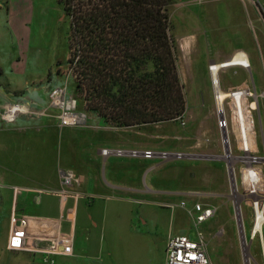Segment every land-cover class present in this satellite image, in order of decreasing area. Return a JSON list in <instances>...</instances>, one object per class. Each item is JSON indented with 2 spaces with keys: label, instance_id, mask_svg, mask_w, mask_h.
<instances>
[{
  "label": "crops",
  "instance_id": "crops-1",
  "mask_svg": "<svg viewBox=\"0 0 264 264\" xmlns=\"http://www.w3.org/2000/svg\"><path fill=\"white\" fill-rule=\"evenodd\" d=\"M173 1V9L176 1H180L179 7L184 11L182 24L188 30L180 38L179 47L188 57L190 66L194 65L190 53L192 56L201 54L209 60V70L212 63L227 62L243 52L251 70L230 69H236V74L250 75L253 80L252 63L258 65L260 59L264 74V50H260L258 59L250 35L244 38L239 34L235 40L226 39L223 36L226 28L221 20L223 15L235 18L240 14V23L246 28L248 19L243 5L246 2L263 17L256 0H229L235 4L225 7L223 14L213 6L199 10L206 2L214 4L223 0ZM235 7L239 8V13L233 11ZM55 17L58 22L67 18L58 0H0V38L7 35L13 50L12 59L6 63L0 60V264H50L44 261V253L40 251L10 249L14 217L28 220L27 231L31 238L45 240L34 241L40 249L47 247L49 239L71 238L72 253L54 255L55 264H167L169 239L184 236L196 242L198 238L192 234L195 221L190 212L196 204H202L217 207L219 213L216 200L227 197L226 191L221 189L224 185L212 186L211 182L198 189L188 185L182 191H174L158 187L155 181L145 188L142 173H153L159 168L166 171L164 180L189 182L194 179L190 166L169 164L179 159L129 155L132 151L154 152L142 139L159 137L145 135L144 130H160L162 125L117 128L89 116L83 126H61L60 111L51 102L52 93L62 87L74 98V91L69 92L74 81L64 72L61 62L56 66L51 62L45 70L39 69L37 59L34 57L31 61L27 55L32 35L36 33L34 23L39 26V34H44L47 28L44 19L55 20ZM0 51L5 50L0 48ZM226 89L230 92L250 89V86L244 82L237 88L228 85ZM255 89L257 91L256 85ZM261 100H264V79L257 116H261ZM20 103L28 104V111L17 114L14 120L8 119L6 114ZM262 135L264 141L263 130ZM184 139L190 137L187 135ZM207 143L211 140L198 139L193 148L202 149L201 152H185L180 146L182 151L177 153L184 154L183 159L223 161L221 155L212 153L216 147L209 148ZM158 145L161 144L154 146ZM106 149L123 150L127 154L104 156L102 151ZM159 160L162 162L153 164ZM67 171L73 172L78 180L68 188L69 196L62 202L61 174ZM179 197L180 202L174 203L173 199ZM183 203L186 206H182ZM169 208L172 212H168ZM224 232L220 229L217 237L222 238ZM205 242L213 264L206 238Z\"/></svg>",
  "mask_w": 264,
  "mask_h": 264
},
{
  "label": "trees",
  "instance_id": "trees-1",
  "mask_svg": "<svg viewBox=\"0 0 264 264\" xmlns=\"http://www.w3.org/2000/svg\"><path fill=\"white\" fill-rule=\"evenodd\" d=\"M82 110L110 126L182 120L188 109L172 35L173 0H58Z\"/></svg>",
  "mask_w": 264,
  "mask_h": 264
},
{
  "label": "rangeland",
  "instance_id": "rangeland-1",
  "mask_svg": "<svg viewBox=\"0 0 264 264\" xmlns=\"http://www.w3.org/2000/svg\"><path fill=\"white\" fill-rule=\"evenodd\" d=\"M256 1L261 7V13L263 17L257 14L255 9L252 8L248 2H246L243 4L248 19V25L246 28L240 23V14L236 15L235 18H233L234 16L226 17L223 15L221 20L222 26L226 28V31L223 32V36L226 37V39L235 40L239 34H242L244 38H248L249 35L251 36L254 44V50L259 59L260 50H264V0ZM180 3V1H176V6L174 9L173 6L171 8V22L172 35L175 40V47L179 58V71L182 83L184 85V93L188 101V109L182 120L156 124V126H163L160 130L152 128L147 129L150 131L144 130L145 135L153 134L159 138H148L146 141L144 139L142 140L147 143L144 145H148L149 148L154 152L160 153L165 151L166 153L174 154L182 151V149L185 152H201L202 149H195L193 146L196 145L198 139H209L211 140V143H207L209 148L216 147L215 150H212V153L223 156L224 149L222 145L221 132L217 125V115L215 112L213 99V87L210 79V73L207 69L209 60L203 58L201 54L194 53L192 56L190 53V57L194 63L193 66H190L188 57L182 54L179 47L180 38L188 30V27L182 24V14L184 11L180 9ZM208 3L209 2H206L205 5L200 6L199 10H202L206 6H213L217 8V10H220L219 12L223 14L222 10H224L225 7H227L229 4V6H234L233 3L235 4L234 1L229 0L218 1L214 4ZM238 9V7H235L233 8V11L239 13ZM54 19L55 20L48 18L44 19V22L47 24L44 34L43 32L42 34H39V26H37L36 22L34 23L33 29L36 33L32 35L31 50L27 55L31 61L34 59V57L37 59V65L39 69L44 68L45 70L47 66L51 64V62H53L54 66H56L58 62H61L65 66L64 72L73 79L71 69L65 64L67 62V57L69 58L68 39L70 33V22L68 18L62 22H58L56 17ZM1 23L2 21L0 20V25ZM55 24L57 26H55ZM191 31L192 30L190 29V32ZM0 48L5 50L0 51V60H2L3 63H6L8 60L12 59L13 50L11 49V41L7 35L3 36V38H0ZM36 51L38 52L36 53ZM261 65L260 59L258 61V65H256V63H252L253 80L250 75L246 77L240 73L236 74V69H228L223 71L221 73V83L223 89L227 90L226 87L228 85H232L233 87L237 88V85L245 82L250 86L251 90H254V85H256L257 92L261 96L263 93L264 79L263 68ZM72 88L74 90H72ZM73 91L75 98V86H69V92ZM260 102L261 116H256L257 145L260 154L264 155V141L262 135V130L264 132V100H261ZM79 103L80 110L82 108V103ZM227 113L229 120L234 123L233 113L229 106L227 107ZM143 126L150 125L136 126L134 128H141ZM204 134L205 137L203 136ZM187 135L190 137L189 140L184 139L187 137ZM155 144L161 145L155 147ZM141 149H143V146ZM158 162L162 161H153V164H158ZM150 163L152 164V161ZM225 163L226 162L224 160L202 161L188 158L174 160L169 163L174 165V167L182 165L190 166V174L194 175V181H189V184L187 180H164L166 172L164 168H159L153 173L144 171L142 173L141 181L145 188L157 181L156 185L158 187L171 188L174 191H182L188 185L191 189H198L211 185V182L212 186L224 185V188L221 187V189L226 191L227 197L218 198L216 200V203L220 207L218 215L213 220L205 223L202 226H199V228H196L195 225H192V234L195 238H198L199 232L204 234L208 243L209 253L212 257L213 264H245L240 244L238 224L234 211V197L232 196L231 182L226 169L227 163ZM173 200L174 203H179L180 197L174 198ZM172 210V208H169L168 212H172ZM243 212L245 216L246 234L250 240V233L253 223L252 211L246 204H244ZM220 229H224L225 231L222 238L217 237ZM252 254L254 257L252 258L251 264H262L257 241L253 242Z\"/></svg>",
  "mask_w": 264,
  "mask_h": 264
},
{
  "label": "built area",
  "instance_id": "built-area-1",
  "mask_svg": "<svg viewBox=\"0 0 264 264\" xmlns=\"http://www.w3.org/2000/svg\"><path fill=\"white\" fill-rule=\"evenodd\" d=\"M238 55L242 56L238 62H235L234 60ZM236 67L251 70L250 61L245 53L238 52L230 60L221 64L212 63L209 66V73L213 87L217 125L221 132L224 149L222 159L227 163L239 234H242L245 239V256L248 254L251 264V258L254 257L252 245L254 241H257L259 255L262 264H264V155H261L258 149L256 124V116L259 112V95L256 89H238L230 92L223 89L221 83L222 71ZM221 92H226L228 97L222 100ZM51 102L60 111L61 126L77 127L86 124L89 115L79 111L77 99L69 97L65 88H55ZM28 106L25 103L16 104L6 116L8 119L14 120L17 114L27 112ZM228 106L232 110L234 123L229 120ZM223 135L226 136V139L223 138ZM102 153L104 156L111 154L124 156L127 154L123 150L112 151L108 149L103 150ZM129 155L132 157L143 156L146 159L158 156L164 160L183 159L185 157L181 153H155L152 151L143 153L132 151ZM61 176L63 188L60 197L62 202H65L69 196L68 188L78 179L71 171L63 172ZM244 204L251 209L253 216L250 240L246 234ZM182 206H186V204L183 203ZM190 213L193 214L197 228L214 218L218 213V208L196 204ZM13 225L9 246L11 250L40 251L44 253V261L50 264H55L54 255H70L72 253V240L70 237L60 236L49 239L47 247L40 249L34 244V241L44 242L45 240L43 238H37V240L31 238L27 231L28 220L26 218L18 219L14 217ZM167 264H211L204 235L199 232L196 242L184 236L171 237L167 245Z\"/></svg>",
  "mask_w": 264,
  "mask_h": 264
},
{
  "label": "water",
  "instance_id": "water-1",
  "mask_svg": "<svg viewBox=\"0 0 264 264\" xmlns=\"http://www.w3.org/2000/svg\"><path fill=\"white\" fill-rule=\"evenodd\" d=\"M223 138L226 139V136L223 135ZM232 184H233V181H232ZM238 206V205H237ZM236 206V207H237ZM244 243H245V239H244V236L242 234H240V244H241V248H242V253H243V257H244V260H245V250H244ZM252 260V258H251ZM245 264H247L246 260H245ZM249 264H250V261H249Z\"/></svg>",
  "mask_w": 264,
  "mask_h": 264
},
{
  "label": "bare ground",
  "instance_id": "bare-ground-1",
  "mask_svg": "<svg viewBox=\"0 0 264 264\" xmlns=\"http://www.w3.org/2000/svg\"><path fill=\"white\" fill-rule=\"evenodd\" d=\"M242 55H238L237 58L234 60L235 62H238L240 60V57ZM221 95H222V100H224L225 98L228 97L227 93L226 92H221ZM246 249V248H245ZM245 260L247 262V264H249V261H250V257L248 256V254H246L245 256Z\"/></svg>",
  "mask_w": 264,
  "mask_h": 264
}]
</instances>
